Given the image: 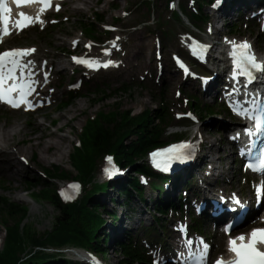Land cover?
<instances>
[{"label": "rangeland", "instance_id": "obj_1", "mask_svg": "<svg viewBox=\"0 0 264 264\" xmlns=\"http://www.w3.org/2000/svg\"><path fill=\"white\" fill-rule=\"evenodd\" d=\"M191 1L175 0V3L170 5L169 0H151L150 3L146 0H109L105 5H102L107 10L102 11L100 2L89 9L83 7L82 10H73V4L71 0H68L61 3L62 7L59 11L53 7L51 11L40 15L43 23H33L25 30L12 32L0 46V51L13 48L34 49L41 47L51 50L54 54L52 58L61 57L64 65H66V75H62L59 68H54L52 74H49L46 68H41L39 78L44 81L45 73L47 74V82H45L43 89L47 92L50 91V95L46 96L47 93L40 92L38 94L40 99L30 110L27 111L24 108L13 110L0 104V125L4 126L13 122L22 125L27 123L29 124L28 130H30L34 128L31 121H40L46 132H53L59 125L57 114L68 107L67 103L62 105L63 102L67 98L73 97L72 101L74 100V102L71 108L76 106L75 111L68 113L66 121L63 122L61 133L66 135L65 145L67 147L59 164L40 161L38 148L35 147L31 152L32 164L21 161L22 164L18 160L24 167L21 166L19 172L15 174L7 175L0 170V198L6 197L10 200L8 203L14 205L13 212L19 210L20 207H28L29 214L24 220V224L26 227H30L32 232L40 235L51 230L57 214L45 202H34L35 199L33 200L32 194L39 188V184L36 182L43 181L49 187L58 189L65 184L64 182L70 181L77 174L71 167L70 154L73 151V146L79 140L81 128L85 122L96 117L99 112L118 114L129 112L130 116H137L141 112L154 110L155 107L160 106V103H164L167 112L173 116L172 126L166 130L160 146L173 141L171 137L174 136L175 131L181 132L182 140L190 141L198 130H202L203 132L198 134L202 137H200L201 141L206 140L202 152L209 159H214L218 166L216 173L214 172L215 175L220 174L218 185L223 189H228L229 192L241 193L246 200L252 202L253 187L249 181L253 177L241 171L240 164L228 141L227 132L236 127L238 122L224 111H219L223 102L222 95H219L218 99H214V95L207 94L201 89V86H206L208 79L211 78L210 70L190 58L187 44L194 39L206 41L209 37L224 43L225 38L222 35H231L236 39H248L253 44L254 49L264 55V34L260 32L257 24L249 19L250 13L258 8L260 0L252 7L247 8L246 11L235 10L231 15L226 14L230 12L231 5L236 0H222L224 5L218 14L212 13L215 7L214 0H200L203 3L200 11L203 16L208 17V20L195 22V26L180 11L182 7L185 8L186 13L195 9L199 11L197 3ZM79 6L82 7L81 4ZM175 9L179 11L177 16L174 14ZM223 10L226 14L221 15ZM95 14L100 15V21L95 20ZM88 25H91L97 32L96 36L88 38L81 32L84 26ZM228 25H233L235 29L229 32ZM106 28H109L110 33H104ZM213 29L218 34L211 36ZM137 34H143L152 40V52L156 50L157 54H163V58H159V60L155 58L154 52L153 55L147 56V60L143 64L144 70L134 68L138 75L132 73V68L126 67L128 57L137 60L134 57L137 54L134 44ZM57 36L67 40V44L55 41ZM97 37L101 41L103 40L102 42L106 40L108 42L97 41ZM87 42L90 43L91 49L85 47ZM105 51L109 54L105 55ZM213 54L216 58L219 57L216 59L217 63L215 64H218L216 66L218 68L223 66L224 56L219 55L216 51ZM73 56L87 57L93 60H101L107 57L112 61V66L106 69L100 68L95 72L86 71L73 63ZM176 59H182L189 64L190 72L185 77L180 72ZM43 63L45 64V62ZM199 67H201L200 70H198ZM192 79H198L199 84ZM222 87H224V83ZM73 91H78L79 95L67 97L68 93ZM190 100L196 101L195 104L197 102L199 104L214 102V108L218 111L215 113L219 114L207 117L202 122L183 120L188 112L192 113L196 119L198 118L197 113L191 110L189 106ZM39 101H41V106L37 108L36 105H40L38 104ZM43 115L47 118H43ZM52 120L56 121L55 124H50ZM62 134L58 135L61 136ZM133 139L134 137H129L127 143ZM22 145L26 146L27 142ZM210 145H212L211 148ZM32 154L35 155L33 159ZM3 157L0 155V163L3 162ZM204 163H201L200 158L197 160L196 169L198 172L206 168L207 165L204 166ZM104 166L105 159L104 161L99 160L94 182L105 183L108 181L105 178ZM54 167L68 173L69 179L61 181L57 178H51L47 170H53ZM197 171L189 181L190 183L186 182L187 174H184L179 179V183L172 181L171 187L163 186L159 181L138 176L136 178L143 187L141 198L133 192L128 196L126 194H122V197L117 195L120 190L118 186L96 194L95 197L98 198L99 203L105 206L107 211L113 210L117 215V220L110 222L103 210L99 209V212L103 214L102 217L108 221V224L102 226L99 235L106 234L111 237V240L105 246L106 254H100L102 257L96 264H119L121 257L117 252V242L120 241L141 247L151 264H160L159 253L156 251L165 241L169 243L173 239V232L178 229L179 224L187 226L190 236H193L192 229L197 230L199 228L200 234L204 235L208 243L212 245L211 255L213 258L219 253H226V237L219 231V228H215L212 222L195 215L200 202L189 205L190 199L185 198V191L193 185L196 186ZM131 174L130 168L124 169L122 173L124 184L130 180ZM246 179L248 180L246 181ZM26 181L34 184L33 187L27 188V191H31L30 197L25 202L14 201L12 195L22 192L20 188L26 189ZM153 182L157 186H161L162 190H153L151 187ZM112 185L115 186L114 183ZM82 194L80 193L76 199H81ZM197 197L200 198L199 195ZM165 200L173 201L174 206L168 209L166 216L160 219V215L156 211L159 203H165ZM210 201L205 203L207 216H211ZM32 206H35V210L31 212ZM9 209L11 208L8 205L0 202V250L5 228L13 225L21 214H6L5 211ZM121 213L125 214L128 219L123 225L124 234L117 237V233L113 234L112 229L117 226ZM143 215L146 219L138 220ZM155 217L159 220H156ZM158 239L162 244L157 242ZM25 246L27 247L28 243H25ZM152 248H155L156 251H153ZM31 249L32 246H29L26 254ZM46 251L54 254L56 250L47 248ZM66 251V253L58 256L59 259H79L71 251L81 252L80 248L66 249ZM80 264L89 263L81 262Z\"/></svg>", "mask_w": 264, "mask_h": 264}, {"label": "trees", "instance_id": "obj_2", "mask_svg": "<svg viewBox=\"0 0 264 264\" xmlns=\"http://www.w3.org/2000/svg\"><path fill=\"white\" fill-rule=\"evenodd\" d=\"M144 1V0H143ZM149 3L151 0H146ZM197 3L199 11H185L182 7L180 11L191 23L204 22L208 20L207 16H203L200 8L203 5L200 0H192ZM177 16V13H175ZM100 15L95 14V20L100 21ZM228 31L232 32L235 27L228 25ZM82 32L90 38L96 36L97 32L91 25L84 26ZM107 34V32H105ZM101 41L99 37L96 39ZM76 92L69 96H78ZM73 98V97H72ZM67 101V100H66ZM66 101L62 105H66ZM196 102V101H195ZM194 100L189 101L191 110L197 113L199 122L218 112L215 110V103L195 104ZM160 103V101H159ZM61 105V106H62ZM221 112H226L223 105H220ZM173 116L167 112L164 103L155 107L152 111L141 112L137 116H130L129 112L104 113L99 112L96 117L90 118L81 128L79 135V144L73 146L70 154L71 167L77 174L71 180L79 181L83 186V195L81 199H77L71 203H63L56 188L49 187L45 182H36L39 188L34 192L33 200L35 203L45 202L57 213L54 218V224L51 230L45 231L40 235L32 232L30 227H26L24 220L29 214L26 206L20 207L17 211H12L13 204L8 203L3 197L0 202L8 205L11 209L5 211L6 214L14 215L21 213L13 225L5 228L2 248L0 250V264H79L69 258L59 259V252L48 253L47 248L62 250L81 248L92 252L105 255V246L110 237L108 235H99V232L107 220L102 217V212L112 222L117 220L115 211H107L99 203L96 194L106 192L109 188L114 189L116 186L120 188L118 194H126L131 192L142 197L143 188L138 179L131 176L127 184L117 181L115 186L109 183L94 182L96 166L99 160L105 156H113L116 165L120 169L131 168L134 173L142 174L155 180H169L156 175L146 165V153L162 144V139L166 134V130L172 126ZM54 124V121L51 122ZM171 140H178L181 135L174 133ZM129 137L133 140L127 143ZM35 158V155L33 156ZM51 178L68 180V173L54 167L53 170H47ZM27 188L33 187L30 181H26ZM153 190H162L154 182ZM161 203V204H160ZM157 213L160 219L166 216V211L174 206L173 201L160 202ZM167 206V207H164ZM159 220V218H156ZM194 222V220H193ZM28 243V246H25ZM29 246L32 249L26 254ZM118 255L121 257L119 264H151L150 259L141 247L130 245L126 241L117 242Z\"/></svg>", "mask_w": 264, "mask_h": 264}, {"label": "bare ground", "instance_id": "obj_3", "mask_svg": "<svg viewBox=\"0 0 264 264\" xmlns=\"http://www.w3.org/2000/svg\"><path fill=\"white\" fill-rule=\"evenodd\" d=\"M108 1L109 0H82V1L81 0H71L73 4L72 6L73 10H82L83 7L84 9H89L93 5L100 2L102 11L107 10V8L105 6L103 7L102 5H105ZM257 1L258 0H236L235 3L231 5L230 12L226 14L223 10L221 15H224V14L231 15L232 12L235 10L236 11H240V10L246 11L247 8L252 7L254 4H256ZM79 4H81L82 7H80ZM23 11L25 14L30 15L32 17L37 16V14L42 15V13H39L38 10L27 11L26 9H23ZM220 12L221 10L220 11L218 10V11H215L214 13L218 14ZM214 17L215 19H217L216 16ZM15 21L16 20H13L12 24L9 25L11 32L16 31V29L13 27ZM216 34H218V32L213 29L212 35H216ZM7 36H4V37L7 38ZM54 40L57 42L67 44V40L61 37H58V36L55 37ZM208 40L209 41L207 43L208 45H207V50H206V54H207L206 56L208 58H206V65L208 66L207 68L210 70L209 72L211 74V78L208 79L206 86L200 85L201 89L203 90V92L214 95V96L222 95L221 97L225 98V97H228L230 93V97H233L235 93L239 92L241 89L237 87L235 84H232V82L226 80L223 74L225 71H220V69L216 66L217 64H215L217 63L216 59H218L219 57L218 58L215 57V55L213 54L211 50V45L212 43L213 45H215L217 43L215 41H219V40H215L211 38H209ZM114 41L116 42V39H114ZM77 44H79L78 41H77ZM134 44L137 49V54H135L134 57L137 58V60L133 59V57L131 58L128 57L127 58L128 61L126 62V67L132 68V73L138 75V72L134 68H137L139 70L140 69L144 70L143 64L147 60V56L153 55L154 51L153 52L151 51L152 50V40L147 38L143 34H137V39H135ZM225 47H226V44L221 45V48H225ZM213 48L214 46H212V49ZM34 49L35 51L32 53V55L25 58L26 60H32L34 62L33 72L35 75L33 78L37 81V83L34 85L35 91L33 92L31 96L28 97V100L31 102L32 105H35L36 101L40 99L38 95L40 92L47 93L46 96L50 95V91L47 92L43 89L45 85V81L39 78V73L42 71L41 68H46L49 74H52V71L54 68H59L60 73L62 75H66V65H64V61L61 57L52 58V56L54 55L52 51L43 49L41 47H35ZM154 56L158 60L159 58L160 59L163 58V54H157L156 50L154 52ZM103 59L104 60H98V61H100L101 64L108 61L107 57ZM211 59H213V62H211ZM43 62H45V64ZM110 66L111 65H109L108 67ZM108 67H105V68H108ZM100 68H104V67H100ZM192 80L199 84L198 79H192ZM223 83H224V87H222ZM225 87H227V89ZM224 89H226L225 93H224ZM76 92L78 91H73L68 94L72 95ZM69 95H67V97H72ZM66 100H67L66 103L68 104L67 106L69 107V109L67 107L66 109H64L63 111H60L57 114L59 125L56 126L53 132H46L45 127L40 121H36V122L31 121L34 128L30 130H28L29 124L27 123H24L22 125L20 123L13 122L10 124H5L4 126L0 125V155L4 156L3 162L0 163V170L2 172H5V174L7 175L18 173L21 166L24 167L21 161H24L27 164H32L31 163L32 162L31 152L35 147L38 148L40 161L44 163H56V164H59L61 162V160L63 159L64 151L67 147L65 145L66 135H63L61 133L63 129V122L66 121L67 114L70 113L71 111H75L76 109V106H73V108H71V105L74 102V100L72 101V98L71 99L67 98ZM40 103L41 101L38 102V104ZM36 106L38 108L41 106V104L36 105ZM43 118L46 119L47 117L43 115ZM51 122L50 124H52ZM55 122L56 121H54V124ZM199 132H203V131L198 130V132L193 137V141H195V144H196L195 147H197L198 157L195 158L194 165H192L189 169L185 170L187 174L186 182L190 183L189 181L194 177L195 171H197L196 163L199 158H200L201 163L205 162L204 166L206 165L207 166L201 171L196 172V174L198 173V175H196L197 176L196 186L193 185L187 191L184 190L185 198L190 199L189 205H192L198 201L208 203L210 200L215 199L218 201V203L220 204V207L222 208H225L228 206V207L234 208L235 210H238L240 203L237 204L235 202V200L231 196V195H234L232 191L230 190L231 192H229L228 189H223L221 186L218 185L219 184L218 177L220 176V174L218 175L214 174V172L216 173L218 166L216 165V162H214V159L213 160L211 158L209 159V157L202 152L203 146L206 140L204 139L203 141H201L202 137L198 135ZM58 134H62V135L59 136ZM24 142H27V145L26 146L24 145L25 147L22 145ZM211 147L212 145H210V148ZM18 160L22 164L19 163ZM20 190L22 192L14 193L12 195L13 200L21 201V202L27 201V199L30 197L31 191H27V187L26 189L20 188ZM196 194L199 195L200 198L197 197ZM4 198L7 200V202H10L8 198L6 197ZM262 205H264V202L262 203ZM33 210H35V206H32L31 212ZM259 216L264 218V215L261 213L259 214ZM127 219L128 217L125 216V214L121 213V217L118 220L117 226H115L114 229H112L113 234L117 233V237H120L121 235L124 234L123 225ZM145 219L146 217L145 215H143L141 219H138V220H145ZM171 225L172 223L170 224V226ZM173 233H174V237L169 243L165 241L164 244L161 245L157 249V251L155 248H152L153 251H156V253H159L160 264H175L172 261H175L177 259L176 258V251H177L176 247H178L179 249V246H180V243L177 239H181V235L179 233H176L175 231ZM157 242L159 244L161 243L159 239L157 240ZM151 246L155 247L154 245H151ZM76 255L79 257L86 256L81 253H77Z\"/></svg>", "mask_w": 264, "mask_h": 264}, {"label": "snow or ice", "instance_id": "obj_4", "mask_svg": "<svg viewBox=\"0 0 264 264\" xmlns=\"http://www.w3.org/2000/svg\"><path fill=\"white\" fill-rule=\"evenodd\" d=\"M14 3L19 7L28 3H39L42 5L39 9V13L45 12L49 7H52V0H14ZM56 10H59V5H56ZM6 0H0V36H7L11 34L9 28V19L7 15L9 12ZM19 19H17L13 27L22 31L24 28L29 27L33 23H43L40 15L32 17L20 12ZM115 46V45H113ZM90 47V45H86ZM237 50H239V59L236 58ZM35 49H10L0 52V103L9 105L12 108H19L21 105H26L28 109L34 106L28 100V97L35 91L34 85L37 81L33 78L34 62L32 60H26V57L32 55ZM109 53L105 51V55ZM234 57V64L240 70V74L248 77V83L254 79L253 71L264 72V64L257 63L254 55L250 54V45L247 42H243L236 45L233 42V51L231 53ZM75 63L83 64L88 68L108 67L112 61H107L101 64L98 60L87 58H73ZM235 78V76H234ZM44 81L47 82V74L45 73ZM15 94V95H13ZM238 115L248 116L249 119H253L246 110L238 111ZM254 127L257 133L264 132V122H262L259 116L254 118ZM249 136L253 135L251 129L247 131ZM188 144H180L173 148H170L167 153H154L153 162L156 167H163V170L167 171L169 163L173 160L182 161L186 157L183 155L182 150L189 148ZM262 155H264V148L261 149ZM166 156L163 162L157 161L156 157ZM264 164V160L261 161ZM249 167H253L249 165ZM253 170H256L255 168ZM108 175H112L108 169H105ZM79 186L72 184L68 186V190L63 191L65 199H72L76 192H78ZM258 200L264 196V186L256 188ZM237 203H239L237 201ZM191 245V241L188 242ZM208 246L201 242V248L199 249V255L196 257V264H206ZM264 228L253 229L248 236L240 235L234 239L228 241V250L233 253L234 258L228 261L218 258L215 264H264Z\"/></svg>", "mask_w": 264, "mask_h": 264}]
</instances>
